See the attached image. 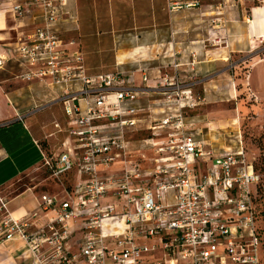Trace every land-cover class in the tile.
I'll return each mask as SVG.
<instances>
[{
    "label": "built area",
    "instance_id": "2783aa9c",
    "mask_svg": "<svg viewBox=\"0 0 264 264\" xmlns=\"http://www.w3.org/2000/svg\"><path fill=\"white\" fill-rule=\"evenodd\" d=\"M6 1L18 19L42 14V27L11 53L20 80L58 89L69 143L42 166L57 181L73 172L75 182L61 197L42 194L38 208L20 218L0 199V243L21 240L33 264H262L253 206L260 176L241 142L217 153L186 130V109L200 103L194 85L165 75L151 99L123 73L89 75L82 52L60 30L68 0L0 5ZM140 124L165 131V139L132 149L129 136ZM39 213L49 218L36 228Z\"/></svg>",
    "mask_w": 264,
    "mask_h": 264
},
{
    "label": "crops",
    "instance_id": "0c3cea01",
    "mask_svg": "<svg viewBox=\"0 0 264 264\" xmlns=\"http://www.w3.org/2000/svg\"><path fill=\"white\" fill-rule=\"evenodd\" d=\"M240 2L250 5L249 9L231 19L226 15V0H68L60 15V30L63 35H73L89 74L87 56L92 55L96 67L105 66L129 76L135 87L146 88L152 96L161 78L169 76L172 68L176 72L188 71V76L196 77L187 84L199 87L198 94L194 88L193 92L199 97L202 110L226 104L231 106L230 110L226 108V120L249 112L261 117L264 0ZM8 3L0 5V199L9 213L20 218L37 209L40 196L47 193L33 184L16 193L10 187L21 177L38 171L45 156L64 151L62 144L66 142L68 146L69 141L64 139L59 152H55L49 138L56 135V128L46 135L44 123L35 118L56 106L62 108L56 102L58 89L45 82L20 80L22 69L11 53L18 41L42 27V14L29 12L18 19ZM172 4L182 8L171 10ZM236 55L242 57L237 68L244 64L247 69L240 90L236 87L238 81L228 72V62ZM101 60L107 62L103 64ZM141 102L143 106L147 103L146 99ZM51 116L56 118L57 112ZM206 118L208 122L203 124L201 116L193 115L186 122V130L217 153L236 150L239 144L235 131L227 128L228 124L219 130L212 128L215 117L211 111L206 112ZM145 129L146 125L140 124L138 131L129 136L132 149H139L144 140L166 137L165 131L152 133ZM136 135L141 138L135 139ZM48 218L39 213L34 227L45 225ZM0 264H33V260L26 245L12 239L0 243Z\"/></svg>",
    "mask_w": 264,
    "mask_h": 264
},
{
    "label": "rangeland",
    "instance_id": "374dc122",
    "mask_svg": "<svg viewBox=\"0 0 264 264\" xmlns=\"http://www.w3.org/2000/svg\"><path fill=\"white\" fill-rule=\"evenodd\" d=\"M250 5H244L240 2V0H226V15H229L231 19H236L239 14H242L243 12H247ZM63 39L65 41H75L73 35L71 33L64 34ZM80 50V49H79ZM88 61L87 65L90 70V74H96V73H113L114 70L109 69L108 67H96L97 61L93 58V56H87ZM242 60L241 56H233L230 58V61L228 62V72L231 73V75L234 77L235 80L238 81L237 83V89H241L242 81L244 80L246 67H244V64H242L241 67L237 68V65L239 61ZM104 63H106V60H101ZM102 65V63H99ZM98 65V64H97ZM169 78L176 77L178 79V82L182 84H187L188 82H194L196 80V77H190L188 76V71H174V68L169 72ZM183 75V77L176 76L177 74ZM193 73V72H192ZM89 74V72H88ZM89 74V75H90ZM180 77V79H179ZM159 84H157V87ZM196 94H198L199 87L195 84L193 86ZM151 99L157 98V96L152 95ZM226 108L231 109L230 105L226 104H219L214 105L210 109L202 110V107L198 105L196 108L192 110L186 109L185 111V117L186 121H189L193 115L201 116V118L204 120L203 124H206L208 122V119L206 118V112L211 111L214 113L215 119L214 124L211 126L215 129H222L226 128V124H228L227 128H232L235 133L238 142H241L242 147L244 149V154L247 158V160L253 164V167L255 169V172L259 174L260 176V182L256 187V194L253 199V206L256 213V224L258 227V231L260 233V239H261V257H262V264H264V116L259 117L254 112L249 113H241L240 116H235L231 120H226ZM49 110V109H48ZM44 111L42 113H38L35 117L38 119V121H42L44 123V129L43 133H49L51 132V129L54 128L53 122L56 121L57 124L60 125V128L62 129L61 132L57 133L59 131L58 128H56V135L49 138L50 145L53 146V149H55V152L57 153L60 150V143L64 139H68L66 134L64 133V122H65V115L63 114L62 108L60 106L54 107L52 110ZM57 112L56 118H52V114ZM52 113V114H51ZM236 115V113H235ZM46 126V127H45ZM46 134V135H47ZM143 137L149 136V134H142ZM141 138L140 136H135V139ZM153 139L158 140L159 138L152 136ZM160 140V139H159ZM232 140L234 141V137H232ZM150 157L152 158V153H150ZM75 182V174L73 172L67 174L63 178L60 179V181L54 180L51 176L49 171L46 169V167L40 166L38 171H36L33 175H30L29 177H21L17 182L14 183L13 186L10 187L11 192H18L22 189H24L26 186L29 185H38V189H42L45 191L48 195H59L60 197L63 196V192L65 190H69L73 183ZM2 200V199H1ZM117 202V200H116ZM104 205V202H102ZM2 213V212H1ZM3 216H1L0 220ZM223 251L222 247H219L218 252ZM163 254L158 253L155 255V259L158 261L163 260ZM169 259V258H168ZM165 264V263H164ZM167 264V263H166Z\"/></svg>",
    "mask_w": 264,
    "mask_h": 264
},
{
    "label": "trees",
    "instance_id": "16d2710c",
    "mask_svg": "<svg viewBox=\"0 0 264 264\" xmlns=\"http://www.w3.org/2000/svg\"><path fill=\"white\" fill-rule=\"evenodd\" d=\"M240 90V89H239ZM244 150V149H243ZM255 170V169H254ZM256 173V172H255ZM257 174V173H256ZM259 175V174H258ZM257 225V224H256Z\"/></svg>",
    "mask_w": 264,
    "mask_h": 264
}]
</instances>
